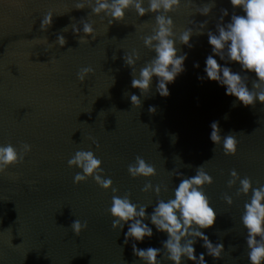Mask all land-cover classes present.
Returning <instances> with one entry per match:
<instances>
[{
  "label": "water",
  "instance_id": "1",
  "mask_svg": "<svg viewBox=\"0 0 264 264\" xmlns=\"http://www.w3.org/2000/svg\"><path fill=\"white\" fill-rule=\"evenodd\" d=\"M0 264H264V0H0Z\"/></svg>",
  "mask_w": 264,
  "mask_h": 264
}]
</instances>
